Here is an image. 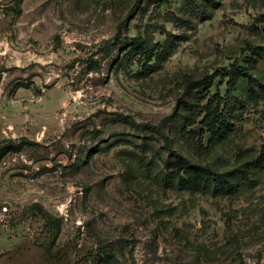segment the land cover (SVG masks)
<instances>
[{
    "label": "rangeland",
    "instance_id": "obj_1",
    "mask_svg": "<svg viewBox=\"0 0 264 264\" xmlns=\"http://www.w3.org/2000/svg\"><path fill=\"white\" fill-rule=\"evenodd\" d=\"M25 142L0 264H264V0H0Z\"/></svg>",
    "mask_w": 264,
    "mask_h": 264
},
{
    "label": "trees",
    "instance_id": "obj_2",
    "mask_svg": "<svg viewBox=\"0 0 264 264\" xmlns=\"http://www.w3.org/2000/svg\"><path fill=\"white\" fill-rule=\"evenodd\" d=\"M140 48L144 53H147V52L152 50V48H149L143 44L140 45ZM25 145L28 146L31 144L25 142V143H19V144H13L12 145V143H10V145L8 147L0 149V159L9 152H12V153L20 152ZM210 176L213 177V179H215V180H220V179L222 180V177H219L216 175H210Z\"/></svg>",
    "mask_w": 264,
    "mask_h": 264
}]
</instances>
